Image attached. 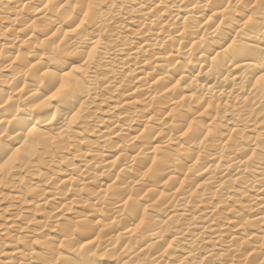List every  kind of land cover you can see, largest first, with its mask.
Segmentation results:
<instances>
[{
	"label": "bare ground",
	"instance_id": "obj_1",
	"mask_svg": "<svg viewBox=\"0 0 264 264\" xmlns=\"http://www.w3.org/2000/svg\"><path fill=\"white\" fill-rule=\"evenodd\" d=\"M0 264H264V0H0Z\"/></svg>",
	"mask_w": 264,
	"mask_h": 264
}]
</instances>
